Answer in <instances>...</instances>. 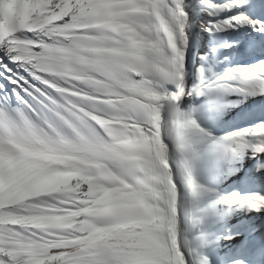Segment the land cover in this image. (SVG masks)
Listing matches in <instances>:
<instances>
[{
	"label": "snow or ice",
	"instance_id": "1",
	"mask_svg": "<svg viewBox=\"0 0 264 264\" xmlns=\"http://www.w3.org/2000/svg\"><path fill=\"white\" fill-rule=\"evenodd\" d=\"M200 3L212 18L204 26L209 34L248 27L264 36V0ZM191 9L190 0H131L121 7L112 0H2L0 191L5 198L26 194L37 178L55 173L89 180H73L80 184L73 192L28 195L3 212L62 216L103 208L112 197L145 207L85 213L67 229L0 226V264H62L61 254L73 264H212L193 249L190 230L217 203L250 201L221 195L198 180L196 169L234 145L253 158L264 155V119L217 138L201 118L224 110L222 94L264 95V42L248 46L258 67L220 74L201 57L206 66L189 88ZM223 47L238 51L240 44ZM198 97L203 103L182 110L186 98ZM52 157H71L75 167ZM205 195L217 199L199 207ZM80 221L90 227L81 229Z\"/></svg>",
	"mask_w": 264,
	"mask_h": 264
},
{
	"label": "rangeland",
	"instance_id": "2",
	"mask_svg": "<svg viewBox=\"0 0 264 264\" xmlns=\"http://www.w3.org/2000/svg\"><path fill=\"white\" fill-rule=\"evenodd\" d=\"M131 0H112L113 6L121 7ZM192 4L191 14L194 27L191 31L190 46L186 53V67L188 74L186 83L189 88L199 84V68L202 65L201 57H208V64L215 66V70L223 74L231 69L235 71L241 68L258 67L256 57L248 54V46L251 42L259 45L264 42V36L248 27H241L235 30H227L218 34H209L204 30V26L212 19L206 15L200 0H190ZM2 3V0H0ZM223 4L224 0H218ZM11 7V3L8 5ZM251 14V13H250ZM224 21H221L223 23ZM3 26H0V39L3 38ZM239 42L240 48L226 49L223 45ZM217 52L213 53L212 49ZM231 57L230 60L226 59ZM0 83L2 81L0 80ZM224 110L215 119L205 120L201 118L202 126L207 128L214 137H223L233 133L250 129L264 119V111L260 109V102H264V95L241 97L239 94H222ZM204 98L194 100L186 98L181 105L182 110H186L189 104L198 107L203 103ZM199 116V113H197ZM247 127V128H245ZM237 147L233 146V149ZM249 153H251L249 151ZM252 155V153H251ZM225 155L217 156L206 169L203 165L196 169V176L201 183H204L221 195L228 197L238 194L248 198L250 203H217L210 209V215L203 225L190 230L189 238L192 241L194 250L208 255L212 264H233L234 259H242L245 264H264V200L257 199L264 197V191L257 183L259 174H264V170L258 171L260 163H264V155L257 156L259 161L248 170L247 179L239 186H225ZM52 162L68 167H75L74 159L71 157H52ZM79 180L81 183H88L89 180L78 173H55L50 176L39 177L32 185V190L23 193H10L5 198L0 191V226L12 223L21 216V226L37 227L42 230L48 228L72 227L75 217L85 213L93 214L99 211H111L126 207L144 209L143 202L129 204L117 197H112L104 202L103 208L93 207L92 209L82 208L78 212H67L62 216L40 217L35 215H18L14 213H4V207L9 203H21L28 195H39L41 193L51 194L53 192L68 193L76 191L80 184L73 186L72 181ZM91 190V185H90ZM16 199H13V196ZM217 197L205 195L197 201L198 206L207 208ZM254 205V206H253ZM155 210V209H154ZM81 229L90 227L89 222L80 221ZM93 235V233H89ZM200 239H197V238ZM65 243H71L66 241ZM64 246V245H60ZM64 258L62 264H73L72 257L68 254H61Z\"/></svg>",
	"mask_w": 264,
	"mask_h": 264
},
{
	"label": "bare ground",
	"instance_id": "3",
	"mask_svg": "<svg viewBox=\"0 0 264 264\" xmlns=\"http://www.w3.org/2000/svg\"><path fill=\"white\" fill-rule=\"evenodd\" d=\"M0 80L3 82V77H0ZM258 161V157L253 158L251 153L247 152L244 154L239 146L235 147L232 151H229L228 156L226 157L224 185L227 187L241 185L247 179L250 167L258 163ZM257 183L264 191L263 173L259 174ZM16 219L18 221L14 220L12 223H18L21 225V216H18Z\"/></svg>",
	"mask_w": 264,
	"mask_h": 264
}]
</instances>
